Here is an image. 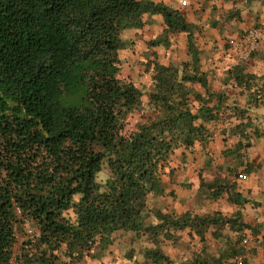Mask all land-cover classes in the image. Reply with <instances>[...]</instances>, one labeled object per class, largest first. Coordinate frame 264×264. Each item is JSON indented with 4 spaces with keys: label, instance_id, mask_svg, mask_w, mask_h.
<instances>
[{
    "label": "trees",
    "instance_id": "trees-1",
    "mask_svg": "<svg viewBox=\"0 0 264 264\" xmlns=\"http://www.w3.org/2000/svg\"><path fill=\"white\" fill-rule=\"evenodd\" d=\"M147 14L163 17L164 34L188 32L190 56L181 69L155 63L150 96L160 114L128 132L142 92L120 77L119 51L122 33L141 28ZM194 30L182 7L156 0H0V264H11L17 226L27 221L39 235L25 243L18 264H82L118 231L156 240L189 228L203 240L222 224L236 239L217 254L202 251L183 262L160 248L146 255L165 264H236L244 256L248 264V227L239 217L148 210L150 198L164 193L160 173L176 149L208 138L206 123L226 101L225 92L210 90ZM243 62L229 82L253 90L252 99L263 104L256 98L259 76ZM241 126L231 131L239 138ZM242 140L235 150L248 146Z\"/></svg>",
    "mask_w": 264,
    "mask_h": 264
},
{
    "label": "crops",
    "instance_id": "crops-1",
    "mask_svg": "<svg viewBox=\"0 0 264 264\" xmlns=\"http://www.w3.org/2000/svg\"><path fill=\"white\" fill-rule=\"evenodd\" d=\"M191 2L192 6L188 9L182 7V9H186L182 11L186 21L195 26L193 39L200 53L202 62L200 63L203 64L201 68L208 73V79L213 71L209 69L212 68L210 67V62H205L207 60L205 56L214 58L217 62L221 61V65L226 63L228 59L231 62L233 61L229 65V69H227L229 70L227 71L228 76L235 65L244 61L243 63H246V71L259 76L256 81L257 90L263 87L264 0L235 2V6L241 5L239 10L240 19H238V15L231 12L232 5L229 7L226 4V0H191ZM212 4H217L218 8L214 10L215 6ZM177 6L176 8H179V5ZM213 16L216 17L217 22L214 24L208 23V17ZM161 18L163 20L162 16ZM163 24L166 28L164 20ZM247 26H256L260 29L261 33H263V39L257 51L249 58L239 60L237 58L239 50L231 46L230 39L232 36L235 37L237 34H242V31ZM177 34L175 33L176 36L174 38L180 37V47L189 51V33L177 32ZM189 56L188 52L187 57ZM189 86L206 95L207 91L200 84L189 83ZM210 90L212 91V89ZM214 90L216 92L224 91L226 101L217 118L206 123L210 136L205 140L196 141L193 146L180 148L181 156H178L179 154L176 152L173 157L177 156L178 158H175L181 161H176L174 158L168 168L172 174L175 173L176 177L183 180L187 179L196 190H199L200 185L197 182V177L198 173L201 172V168H213V166H208L209 161H204V158L207 157L208 153L210 156L217 158L214 168L218 165L222 169V177H220L222 181L219 182L220 184H214L216 187L220 185L222 193L217 197L218 208L216 210L227 217H239V221L247 225L248 229L246 230L251 233L253 238L251 243L246 246L248 264H264V103L257 105L255 100L252 99L253 90L246 89L244 85H239L235 80H232L230 84L228 79H226L222 86L216 85ZM225 105L229 108L225 109ZM238 109L246 111L243 117L237 115ZM238 124L242 125L241 129L244 130L245 136H247L246 139L245 136L239 138L238 135L232 134L231 131ZM241 139H243L242 142L245 144L248 142L246 147L249 166L245 170L248 174L246 179L231 176L232 172L236 173L242 168L240 161L241 151L235 150ZM196 158L198 159L197 161H195ZM165 168L167 167L165 166ZM196 168H198L197 172L195 171ZM175 186V184L172 185V188H175ZM186 212L193 213L190 208L185 209L183 213H176L184 214ZM209 212L207 211V213ZM207 213L202 210L194 212V214Z\"/></svg>",
    "mask_w": 264,
    "mask_h": 264
},
{
    "label": "rangeland",
    "instance_id": "rangeland-1",
    "mask_svg": "<svg viewBox=\"0 0 264 264\" xmlns=\"http://www.w3.org/2000/svg\"><path fill=\"white\" fill-rule=\"evenodd\" d=\"M156 1L178 7L173 0ZM238 1L242 3V0ZM235 2L236 0H226V4L229 7L232 5L231 9L233 13H237L236 10L241 9L239 2L238 7L234 5ZM189 3L186 9L192 6L191 0H189ZM212 5L215 6V8H213L214 10L218 8L217 4ZM237 17L240 19L239 16ZM207 20L210 24L217 22L214 16L208 17ZM164 30L165 27L160 15L147 14L144 17V25L141 28L127 29L122 33V39L125 41L126 45L119 51V58L121 60L120 77L133 82L142 92L140 105L128 114L126 120V131L128 132L135 131L137 125L145 122L149 117L150 119H156L160 114L158 107H156L157 105L151 100L150 96L154 86L153 75L155 63L159 62L181 69L182 63L189 58L187 57L188 51L180 47V37L174 38V36H176L175 33L164 34ZM166 34L169 37L167 41L165 40L166 42L161 40L159 44L154 43L160 39L161 36L164 37ZM240 35L241 33L235 36ZM262 39L263 35L261 37V40ZM259 45L257 47H259ZM236 49L239 50L237 56L239 60H245L250 57H246L247 51L244 50V46H239V48ZM205 58L207 59L205 62L208 63L209 61L210 67H212L209 69L213 71L212 75L209 76V82L211 84L210 89L215 91L216 85L222 86L226 79H228V82L230 81V76L227 75V71L229 70L227 69H229L228 67L233 61L231 62L230 59H228L226 63L221 65V61L217 62L214 58L208 56H205ZM201 66H203V64H201ZM215 83L216 85L214 86ZM182 147L177 148L174 154L178 152V156H181ZM175 157L177 156H171L170 161L166 164L167 168L163 169L160 173L163 185L165 186L164 193L150 198L148 210L154 212L160 209L163 211L183 213L185 209L190 208V211H193V213L196 212V210H202L204 213L210 211L207 213L210 215L216 213L220 215L221 213L216 210V208H218V204L216 203L218 198L216 195H213V193L218 192L220 189V185L216 187L214 183L218 184L222 181V178H220L222 177V169L218 165L214 168V165H216L215 161L218 159L210 156L209 153L207 157L204 158V161H209L208 166H213V168H201V172L198 173L197 177L200 188L196 190L187 179L183 180L182 178H178L175 176V173L172 174L170 172L168 167L170 163L172 164ZM177 158H175L176 161H181ZM197 160L196 158L195 161ZM197 170L198 168H196L195 171L197 172ZM108 172V168L105 167L99 175L98 180L104 183L108 177ZM238 172L240 171L236 173L232 172L231 176L233 175L238 178ZM174 184L176 186L172 188ZM152 218L153 215L150 214L148 220ZM16 235L17 242L14 247L16 258L14 263L18 264V258L22 251L28 249V245L25 243L31 239H36L39 234L37 227L33 225V223L27 221L19 223ZM227 239L235 240L236 236L234 233L227 231L223 224L209 229L203 240L194 232H190L189 228L173 232L170 238L162 234L156 238L157 243H155L156 240L147 233L118 231L112 236V243L108 247L103 251L100 250V248H96L91 255L84 257L82 264H165L153 263L147 257L146 251L152 248L162 249V251L175 262H183L192 259L202 251H206L209 254H217L225 247L228 241ZM58 253L63 260H66L63 252L59 251Z\"/></svg>",
    "mask_w": 264,
    "mask_h": 264
},
{
    "label": "built area",
    "instance_id": "built-area-1",
    "mask_svg": "<svg viewBox=\"0 0 264 264\" xmlns=\"http://www.w3.org/2000/svg\"><path fill=\"white\" fill-rule=\"evenodd\" d=\"M179 7H187L189 5V0H173ZM262 33L260 29H258L256 26H247L243 33L240 36L231 37L230 44L231 46L235 48H239V46H244V50L247 51V56H250V54L257 48L261 41ZM256 98L259 100L264 99V86L262 89H258L256 91ZM240 137V135H238ZM241 162H242V168L240 172H238L237 177L239 179H246L248 178V174L245 172L247 167L249 166L248 161V155H247V147H244L241 150ZM249 235L245 238V244L248 246L251 241L253 240L251 233H248ZM15 255L12 259L11 264H15ZM18 263V262H17ZM236 264H244V256L238 257Z\"/></svg>",
    "mask_w": 264,
    "mask_h": 264
}]
</instances>
